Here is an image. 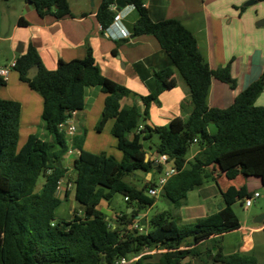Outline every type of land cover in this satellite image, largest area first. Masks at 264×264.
<instances>
[{
    "label": "trees",
    "instance_id": "obj_1",
    "mask_svg": "<svg viewBox=\"0 0 264 264\" xmlns=\"http://www.w3.org/2000/svg\"><path fill=\"white\" fill-rule=\"evenodd\" d=\"M26 1L39 17L50 15L60 20L72 16L67 0ZM113 1L102 0L97 10L96 20L102 32L112 22ZM127 2L139 15L133 25V37H154L172 63L171 67L153 72L155 89L141 97L144 106L141 113L134 106L121 107L120 100L130 92L101 74L89 46L84 58L58 60L54 70L42 65L32 45L15 59L12 70L42 99L45 138L30 135L17 148L21 106L16 101L0 99V264H118L120 259L132 257H137L134 264H196L192 260H198V264H257L253 255L222 252V234L239 228L228 203L217 212L183 226L172 218V212L183 204L189 191L207 180L215 181L213 169L228 180L241 175L259 178L264 184V106L255 105L264 92V74L240 92L229 107H209L207 97L213 79L235 88L229 63L211 69L195 37L180 20L153 22L140 1ZM18 23L27 25L23 19ZM33 66L38 67V72L29 79L27 72ZM174 73L189 88L185 100L188 113L164 126L145 123L150 104H159L158 96L175 86ZM5 84L6 79L0 76V88ZM88 87H99L104 94L103 108L94 128L100 132L108 120L114 121L110 134L122 154L119 161L104 152L84 150V131L69 139L58 129L60 123L83 109ZM133 129L137 130L127 138ZM154 135L158 138L153 145L154 154L165 155L176 174L167 179L159 193L169 209L150 216L146 232L138 233L129 226L139 213L155 203V198L146 194L154 183L144 182V187L138 189L124 182L123 177L160 171L161 166L155 167L151 159L145 158L143 149V142ZM193 145L198 150L188 161L187 153ZM69 146L78 152L73 161V185L74 200L81 214L74 211L66 221L57 219L55 211L62 204L56 186L67 175L62 161ZM40 176L43 183L36 190ZM115 194L126 197V205L132 211L121 212L112 226L97 207L101 201L110 204ZM205 241L208 247L200 251L198 245ZM150 250L164 252L141 255Z\"/></svg>",
    "mask_w": 264,
    "mask_h": 264
},
{
    "label": "crops",
    "instance_id": "obj_2",
    "mask_svg": "<svg viewBox=\"0 0 264 264\" xmlns=\"http://www.w3.org/2000/svg\"><path fill=\"white\" fill-rule=\"evenodd\" d=\"M101 1L67 0L72 16L60 20L50 15L39 17L33 6L26 0L0 1V68L7 67L13 60L24 54L29 45L36 49L42 65L48 70H54L58 60L67 62L84 58L86 46H89L101 74L130 92L129 96L120 100L121 107L134 106L141 113L144 107L141 97L155 89L153 72L171 67V60L154 37L149 35L133 37V25L139 15L134 6L130 7L132 4H129L127 0H114L112 4L114 11L121 12L123 15L119 25L127 34V38H116L119 31L114 27H111L105 35L96 20ZM138 1L147 9L153 22L167 19L180 20L195 37L198 49L211 69H217L229 63L235 88L230 89L227 84L213 79L207 97L209 107L219 109L229 107L240 92L264 74V2L244 7L243 4L248 0ZM19 19L26 21L27 25H19ZM173 79L175 86L158 96L159 104H150L148 120L145 123L164 126L171 119L184 117L188 113L185 100L188 98L189 88L177 73H174ZM84 94L83 109L73 115V122H76V124L74 122L75 134L85 132L83 143L85 150L89 135L97 132L94 127L103 108L104 94L99 87H88ZM0 99L16 101L21 106L18 141L25 142L33 134L45 138L41 122L42 99L30 90L26 83L21 82L18 73L12 69L8 73L5 86L0 88ZM182 104L184 108H181ZM255 105L264 106V92L257 97ZM113 123L112 119L108 120L98 134L110 133ZM136 130H131L127 138L130 139ZM109 143V148L102 147L99 153L104 152L118 161L121 160L122 154L116 149L114 138ZM143 149L146 152V159L158 156L153 151H147L144 147ZM197 150L195 148L191 151L187 156L188 161L193 158ZM76 156L77 153L65 154L62 161L63 167L73 172V161ZM213 171L215 181L207 180L201 186L189 191L183 204L172 212V218L179 226L193 224L217 212L227 203L231 208L235 202L239 201L242 204L245 194L260 193L259 190H262V182L259 178L238 175L228 180L223 173L216 169ZM161 175V171L153 170L136 172L131 176L134 181L140 182L142 176L145 182L152 181L155 184ZM67 180L66 175L63 182ZM71 191H74L73 180L69 190L57 191V196L62 203L72 201ZM190 196H193L191 201H189ZM257 199L259 201L254 207L251 205L248 208H241L244 212L242 218L236 216L239 228L222 234L221 242L223 254L253 255L257 264H261L264 262V222L254 223L253 219L264 213V196L260 193ZM73 201H75L74 195ZM123 202L126 205L124 198ZM104 203L105 207H101ZM97 208L112 226L117 223L116 219L121 212L132 211V208L127 205L123 211L113 210L105 201H101ZM78 213L81 214V211ZM147 213L146 208L133 220L143 227L144 233L150 217ZM55 217L64 219L56 215ZM129 229H131L130 226ZM198 247L200 251H204L208 247V242H202ZM162 252L164 251L150 250V254ZM208 257L207 260L210 261L211 258L208 259ZM192 261L199 263L198 260Z\"/></svg>",
    "mask_w": 264,
    "mask_h": 264
},
{
    "label": "rangeland",
    "instance_id": "obj_3",
    "mask_svg": "<svg viewBox=\"0 0 264 264\" xmlns=\"http://www.w3.org/2000/svg\"><path fill=\"white\" fill-rule=\"evenodd\" d=\"M75 122V121H74ZM76 124V122H75ZM78 127L80 128V125H78ZM210 129H211V132L214 133L215 132V128L213 125L210 126ZM91 133V132H90ZM110 141H113V138L112 136L110 135L109 132H104L103 134L99 135L98 132H95V133H91L88 137V140L86 142V151L88 152H91V153H99V150L100 148L102 147H105L106 149L109 148V145H110ZM158 142V138L157 136H153V138L150 139V141H144L143 142V147L147 150V151H153V145L156 144ZM24 144V142L22 140H19L18 141V144H17V148H21L22 145ZM195 145H193L189 152L187 153V156L190 155L191 151H193L195 149ZM139 173V172H138ZM75 177V174L74 172H71L70 169H67V182H70L72 184V180L74 179ZM123 181L128 183V184H132L134 186H136L138 189H141L142 187H144V179L143 177L141 176V179H140V182H137V180H133L132 179V176L129 175V176H124L123 177ZM156 182V181H155ZM43 183V177L40 176L38 179H37V182H36V187L35 189L36 190H39L41 185ZM259 192L261 193L262 196H264V191L262 190H259ZM259 193V194H260ZM73 195H74V191H71V200L70 202L66 203V202H63L61 204V206L55 211V215L59 218H71L74 214V211H80V208L78 206V204L73 201ZM193 195V194H191ZM195 195V194H194ZM191 198H189L191 201L192 200V197L193 196H190ZM220 199V198H219ZM259 199H256L255 202H253V207L258 203ZM105 203L102 204L101 207H105ZM125 203L123 202V196H121L120 194H115L111 201H110V207L111 209L113 210H124V207H125ZM242 204L238 201V202H235L233 205H232V210L233 212H235L236 216H238L240 219L242 218L243 216V211H242ZM101 209V208H100ZM169 209V205L166 201H164L163 199H161L159 196L155 197V203H154V206L150 207V208H147L148 210V216H152L153 214L155 213H158V212H162V211H165V210H168ZM102 210V209H101ZM144 211V210H143ZM141 255H156V254H150V251H144ZM134 257L130 258L129 260L127 261H130L128 264H134L133 262V259ZM214 264H220V263H214Z\"/></svg>",
    "mask_w": 264,
    "mask_h": 264
},
{
    "label": "built area",
    "instance_id": "obj_4",
    "mask_svg": "<svg viewBox=\"0 0 264 264\" xmlns=\"http://www.w3.org/2000/svg\"><path fill=\"white\" fill-rule=\"evenodd\" d=\"M130 7H133V5H130ZM110 10L114 12V16L112 19L111 24L109 25V27L107 29H105L103 31V33L105 35H107L109 29L111 27H114L116 29H118L119 34L116 36V38L118 39H126L127 38V34L121 30L120 28V20L122 19L123 15L121 12H115L114 11V7L113 5L110 6ZM15 66V60H13L7 67L4 68H0V76L3 79H6L8 76V73L11 69H13V67ZM58 129L63 131L65 133V135L70 139L76 131V126L73 122V116L70 117L69 119H67L66 121H64L63 123H60L58 125ZM78 153L76 150H73L70 146L68 148L67 151V155H73ZM153 165L156 166H161L160 171L162 172V175L156 180L155 184L153 187L149 188L147 191V194L149 197L155 198L159 195L163 185L165 184V182L167 181V179L169 177H171L172 175L176 174V170L171 167L169 164H167V157L165 155H158L156 158H152L151 159ZM72 187V184L70 182H63V179H61L56 186V191H60V190H64L67 191ZM64 188V189H63ZM259 197V193H251L250 196H247L243 199L242 202V206L244 208H248L252 205V203L255 201V199H257ZM124 201H127V198H124ZM130 228L137 231L138 233H144L143 232V227L138 223V222H133L130 225ZM137 257H134L132 260H136ZM130 261H127L125 259H120L118 264H128Z\"/></svg>",
    "mask_w": 264,
    "mask_h": 264
},
{
    "label": "water",
    "instance_id": "obj_5",
    "mask_svg": "<svg viewBox=\"0 0 264 264\" xmlns=\"http://www.w3.org/2000/svg\"><path fill=\"white\" fill-rule=\"evenodd\" d=\"M257 1L256 0H248L246 1L243 6L244 7H250L254 4H256ZM38 72V67L37 66H33L31 67L28 72H27V78L31 79L33 78ZM262 191H264V184H262V187H261ZM253 222L254 223H262L264 222V213H261L259 214L257 217H255V219H253ZM211 256L208 257V259H210Z\"/></svg>",
    "mask_w": 264,
    "mask_h": 264
}]
</instances>
